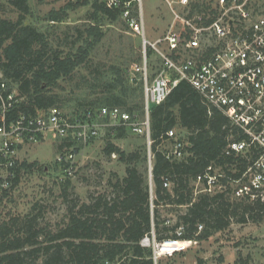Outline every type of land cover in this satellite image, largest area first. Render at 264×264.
Wrapping results in <instances>:
<instances>
[{
    "label": "trees",
    "instance_id": "trees-1",
    "mask_svg": "<svg viewBox=\"0 0 264 264\" xmlns=\"http://www.w3.org/2000/svg\"><path fill=\"white\" fill-rule=\"evenodd\" d=\"M72 3L67 10L90 8L89 23L82 30L75 28L76 39L64 46L50 39L48 31L25 24L30 13L29 0H0L1 14L8 9L16 14L15 20L0 16V74L23 98L21 110L32 114L70 108V115H65L72 123L86 121L89 113L96 114L100 108H119L142 118V81L133 73V66L141 59V45L135 57L132 45L107 49L100 57L114 51L110 61L97 55L107 36L101 22L121 19L127 26L122 18L124 7L107 8L105 0ZM136 7L133 3L132 14ZM61 18L51 15L50 21L55 24L62 22ZM116 43L120 46L121 37ZM149 119L153 141L150 172L146 167L140 168L148 161L145 141V146L131 152L108 141L103 152L108 157H118L125 166L124 176L113 174L106 182L110 191L91 197L89 203L74 202L68 209L67 224L55 232L41 229L39 215L33 213L0 222V264H155L152 247L141 244L151 233L156 242L173 241L176 230L181 228L182 239L199 241L228 229L233 222L245 224L263 217L264 203H246L235 198L227 178L219 179L225 186L221 193H194L196 177L207 168L237 179L246 162L241 156L224 154L229 136L236 140L242 136L190 83L182 80L172 88L161 104L151 107ZM176 128L189 146L183 158L169 160L162 139L168 130ZM110 132V136L121 139L129 131L112 127ZM60 140L58 149L69 151L74 147V152L78 151L72 136ZM56 164L63 171L71 167L65 162ZM20 169L23 173L41 171L37 163L24 160ZM165 182L170 184L169 188L163 186ZM11 196L0 198V206ZM167 206L184 207L172 228L166 227L170 220L160 215L159 209Z\"/></svg>",
    "mask_w": 264,
    "mask_h": 264
},
{
    "label": "built area",
    "instance_id": "built-area-1",
    "mask_svg": "<svg viewBox=\"0 0 264 264\" xmlns=\"http://www.w3.org/2000/svg\"><path fill=\"white\" fill-rule=\"evenodd\" d=\"M133 3L137 6L134 14ZM161 3L168 21L163 34L149 40L141 0H105L107 8L124 7L122 18L141 40V59L133 66V73L142 81V118L119 108H100L96 114L89 113L86 121L76 123L56 108L25 113L21 110L23 98L0 74V198L11 196L22 181L24 148L46 140L48 135L62 139L72 136L80 147L91 143L101 128L123 127L144 139L150 172L153 143L150 109L161 104L172 88L184 80L242 136L239 140L229 136L224 154L241 156L246 162L237 179L212 173L211 167L207 168L194 181L201 187L199 192L221 193L225 186L219 179L227 178L235 198L264 203V0H161ZM182 137L175 129L165 133L162 144L166 145L167 159L183 158L189 144ZM74 149L58 156L56 161L71 164L77 153ZM71 168L64 173L71 174ZM149 179L152 211L150 174ZM163 186L169 188L170 184L165 182ZM175 234L173 241L156 242L152 233L151 241L141 243L152 247L155 264L161 257H173L199 242L182 239L181 228Z\"/></svg>",
    "mask_w": 264,
    "mask_h": 264
},
{
    "label": "rangeland",
    "instance_id": "rangeland-1",
    "mask_svg": "<svg viewBox=\"0 0 264 264\" xmlns=\"http://www.w3.org/2000/svg\"><path fill=\"white\" fill-rule=\"evenodd\" d=\"M143 21L146 36L149 40L160 37L168 21L167 13L161 0H141ZM30 13L25 19V24L39 28L49 33L50 39L62 45H71L76 39L75 28L82 30L89 23L87 14L88 6L67 10L72 6V0H29ZM51 15L62 17V22L55 24L50 21ZM0 16L11 20L16 19L13 10L8 9L6 14ZM103 31H107L105 41L99 46L100 59L110 61L113 52L106 53L107 49L117 50L132 45L135 57L139 52L141 40L133 35L131 30L121 19L115 22L103 20L101 22ZM128 28V29H127ZM121 37V44L117 46L116 39ZM130 74V73H129ZM132 77V76H131ZM63 113L70 115V108H61ZM140 117V115H138ZM180 133L178 128L175 129ZM111 127L101 128L98 136L91 143L78 147L76 156L71 163V174H65L62 168L56 164L58 156L67 154L66 149H58L61 140L57 136L48 135L46 140L24 148L21 157L28 163L38 164V168L31 173H24L19 187L12 196L0 206V222L12 217L22 218L28 213L38 214V225L45 231H57L67 224L69 207L74 202L77 205L89 203L91 197L109 192L106 186L107 180L116 174L124 176L125 166L119 162L116 155L108 157L103 149L109 141L114 143L123 151L131 152L141 146H145L141 137H136L126 132L123 138L117 139L110 136ZM67 151V152H66ZM149 169L148 161L142 170ZM217 173V172H216ZM194 193L199 192V186L193 183ZM64 189H67L64 192ZM246 203H252L246 199ZM163 219H169L166 227L172 228L177 216L184 212V207L167 206L160 208ZM153 236L154 233H153ZM145 237L141 241L145 245L151 241ZM170 241V240H169ZM198 241V240H197ZM197 245L187 251L174 255L173 257H161L159 264H264V215L255 218L245 224L233 222L230 227L222 232H217L206 240H199Z\"/></svg>",
    "mask_w": 264,
    "mask_h": 264
},
{
    "label": "crops",
    "instance_id": "crops-1",
    "mask_svg": "<svg viewBox=\"0 0 264 264\" xmlns=\"http://www.w3.org/2000/svg\"><path fill=\"white\" fill-rule=\"evenodd\" d=\"M177 255V254H176Z\"/></svg>",
    "mask_w": 264,
    "mask_h": 264
}]
</instances>
